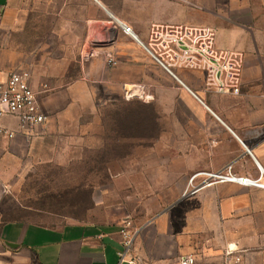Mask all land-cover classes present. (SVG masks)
Wrapping results in <instances>:
<instances>
[{"label": "crops", "instance_id": "0c3cea01", "mask_svg": "<svg viewBox=\"0 0 264 264\" xmlns=\"http://www.w3.org/2000/svg\"><path fill=\"white\" fill-rule=\"evenodd\" d=\"M124 4L130 1L0 0V78L26 75L49 117L46 128L29 134L18 132L15 120L2 121L16 134L0 137V174L16 172L24 159L78 158L76 151L92 149L91 112L121 100L120 87L124 93L141 85L145 105L172 112L170 133L185 142L190 178L230 166L234 174L256 179L264 171V0L248 5L259 19L250 28L254 52L244 55L237 94L207 89L196 71L163 70L141 46L161 16L160 5L143 15L141 27L132 23L135 33L128 36L117 24L128 26L119 8ZM218 31L219 49L244 51L243 34L233 43ZM104 53L114 56L116 67L105 65ZM174 110L186 113L182 122H174ZM13 214L19 215L0 225V264H179L186 256L194 264H225L227 249L240 253L242 264H264L261 188L221 183L182 196L151 230L136 235L122 263L118 217L64 222L62 213L22 206Z\"/></svg>", "mask_w": 264, "mask_h": 264}, {"label": "rangeland", "instance_id": "374dc122", "mask_svg": "<svg viewBox=\"0 0 264 264\" xmlns=\"http://www.w3.org/2000/svg\"><path fill=\"white\" fill-rule=\"evenodd\" d=\"M129 1V5L119 8L134 33L132 23L141 27V22L147 20L143 15L157 10L159 4L161 16L152 25L204 26L214 32L220 29L233 43L243 34L244 51L227 50L243 53V58L254 52L250 28L259 18L253 19L254 14L249 12L250 0ZM261 28L264 30V24ZM215 39L221 40L220 31ZM105 56L104 53L108 67ZM98 89L105 91L103 87ZM120 89L121 100L105 103L91 112L92 149L76 151L78 158H59L56 162L49 157L39 162L33 159V163L24 159L16 172L0 174V225L19 215L13 213L22 206L62 213L64 222H98L118 217L121 225L129 219L137 235L151 230L149 225L169 213L185 192L189 193L191 174L187 173L182 156L185 142L177 141L179 135L170 133L172 112L155 110L136 97L127 101L123 87ZM79 112L84 116L85 111ZM185 114L174 110V122H182Z\"/></svg>", "mask_w": 264, "mask_h": 264}, {"label": "built area", "instance_id": "2783aa9c", "mask_svg": "<svg viewBox=\"0 0 264 264\" xmlns=\"http://www.w3.org/2000/svg\"><path fill=\"white\" fill-rule=\"evenodd\" d=\"M117 24L125 35H131L130 27L120 21H117ZM215 37L214 30L209 27L153 24L149 29L148 43L142 46L166 72L172 74L176 69L196 71L203 75L207 89L222 94H237L243 55L240 52L219 49ZM105 58L108 66H117L118 63L112 54H106ZM129 91L132 92L130 97L127 96ZM123 97L127 101L135 97L145 99V87H127ZM4 119L15 120L20 133L29 134L47 127L49 117L40 109L37 93L32 90L26 75L12 73L4 79L0 78V137L11 140L16 132L1 124ZM196 179L200 180L194 185ZM221 183L264 189V171L259 169L256 179L238 176L230 166L216 173L193 175L187 188L190 191L185 192L183 196L193 195L203 188ZM132 227L129 219L124 220L119 227L122 245V250L118 253L120 263L126 261L133 247L136 231ZM224 260L225 264H242L241 254L235 249H227ZM179 264H194V259L192 256H186Z\"/></svg>", "mask_w": 264, "mask_h": 264}, {"label": "bare ground", "instance_id": "6f19581e", "mask_svg": "<svg viewBox=\"0 0 264 264\" xmlns=\"http://www.w3.org/2000/svg\"><path fill=\"white\" fill-rule=\"evenodd\" d=\"M130 36H133V33H131ZM141 46H142V44H141ZM131 95H132V92H131V91L127 92V96H128V97H130Z\"/></svg>", "mask_w": 264, "mask_h": 264}, {"label": "water", "instance_id": "95a60500", "mask_svg": "<svg viewBox=\"0 0 264 264\" xmlns=\"http://www.w3.org/2000/svg\"><path fill=\"white\" fill-rule=\"evenodd\" d=\"M143 45V44H142Z\"/></svg>", "mask_w": 264, "mask_h": 264}]
</instances>
